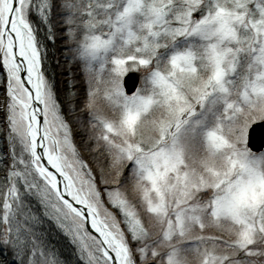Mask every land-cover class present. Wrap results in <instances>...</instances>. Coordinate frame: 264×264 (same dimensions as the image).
<instances>
[{
    "label": "snow or ice",
    "instance_id": "6c2138e0",
    "mask_svg": "<svg viewBox=\"0 0 264 264\" xmlns=\"http://www.w3.org/2000/svg\"><path fill=\"white\" fill-rule=\"evenodd\" d=\"M0 264H264V0H0Z\"/></svg>",
    "mask_w": 264,
    "mask_h": 264
},
{
    "label": "water",
    "instance_id": "95a60500",
    "mask_svg": "<svg viewBox=\"0 0 264 264\" xmlns=\"http://www.w3.org/2000/svg\"><path fill=\"white\" fill-rule=\"evenodd\" d=\"M136 82H137V84H138V82H139V78H138V75H137V78H136Z\"/></svg>",
    "mask_w": 264,
    "mask_h": 264
},
{
    "label": "rangeland",
    "instance_id": "374dc122",
    "mask_svg": "<svg viewBox=\"0 0 264 264\" xmlns=\"http://www.w3.org/2000/svg\"><path fill=\"white\" fill-rule=\"evenodd\" d=\"M194 259V258H193Z\"/></svg>",
    "mask_w": 264,
    "mask_h": 264
}]
</instances>
